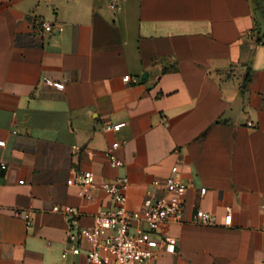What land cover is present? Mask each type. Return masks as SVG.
Instances as JSON below:
<instances>
[{"label": "crops", "instance_id": "1", "mask_svg": "<svg viewBox=\"0 0 264 264\" xmlns=\"http://www.w3.org/2000/svg\"><path fill=\"white\" fill-rule=\"evenodd\" d=\"M0 132V264H86L71 233L115 207L118 176L130 210L155 180L190 185L160 229L173 251L145 264H264V0H0Z\"/></svg>", "mask_w": 264, "mask_h": 264}, {"label": "built area", "instance_id": "2", "mask_svg": "<svg viewBox=\"0 0 264 264\" xmlns=\"http://www.w3.org/2000/svg\"><path fill=\"white\" fill-rule=\"evenodd\" d=\"M46 31H51L53 25L44 22ZM125 82H130L131 77H124ZM45 82L58 89H64L63 82L45 78ZM125 122L106 124L104 128L111 131H120ZM1 143V132H0ZM121 146L120 141L113 143L107 151L111 164L121 167L123 162L118 158L116 150ZM5 169V164H0ZM23 183V180L21 181ZM76 184L80 187V194L88 197L97 187L95 173L92 170H81L77 173ZM130 185L128 176H118L115 180L103 184L115 201V207L98 212L95 222L91 226H81L73 230L70 240L73 243L72 252H83L79 242L89 243V249L84 252L86 264H145L160 250L171 252L177 243L176 238L166 237L160 233L163 225L182 222L185 211V196L190 185L175 176L166 180H155L154 185L162 187L163 193L156 195L152 192L145 198L143 205L138 210H130L128 207L127 190ZM201 194L206 193V188H201ZM54 211H60L55 207ZM65 213L69 218L76 215L74 208L68 207ZM29 219L30 213L25 212ZM194 221L204 225H215L216 216L209 211L199 209L194 215ZM232 222V214L225 216V225Z\"/></svg>", "mask_w": 264, "mask_h": 264}]
</instances>
